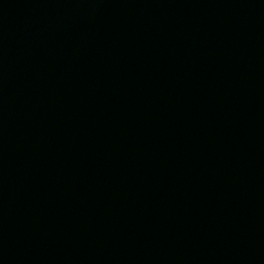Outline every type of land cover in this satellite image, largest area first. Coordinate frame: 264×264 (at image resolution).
Wrapping results in <instances>:
<instances>
[{
	"label": "water",
	"instance_id": "obj_1",
	"mask_svg": "<svg viewBox=\"0 0 264 264\" xmlns=\"http://www.w3.org/2000/svg\"><path fill=\"white\" fill-rule=\"evenodd\" d=\"M0 264H264V0H0Z\"/></svg>",
	"mask_w": 264,
	"mask_h": 264
}]
</instances>
